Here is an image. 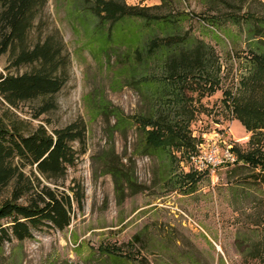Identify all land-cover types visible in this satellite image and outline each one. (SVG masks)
<instances>
[{"label": "rangeland", "instance_id": "obj_1", "mask_svg": "<svg viewBox=\"0 0 264 264\" xmlns=\"http://www.w3.org/2000/svg\"><path fill=\"white\" fill-rule=\"evenodd\" d=\"M124 1L150 6L161 0ZM168 1L176 14H185L182 32L209 47L210 66L189 76L186 85L165 77L161 56L149 59L146 67L138 63L134 76L128 75L123 67L126 46L101 50L89 28L74 18L68 0H46L38 12L30 39L56 35L62 41L66 56L59 74L64 84L53 96L16 107L0 97V120L19 121L29 128L43 124L49 130L83 121L85 143L73 145L85 152L64 180L46 183L68 190L75 180L84 199L80 209L74 207L64 231L41 226L30 238L5 242L0 264H106V251L130 249L136 257H146L148 264H263L264 136L254 146L252 132L241 119L254 105L264 107V58L252 50L254 39L248 38L244 21L235 24L213 16L217 24L211 26L199 17L213 15L205 12L200 0ZM256 22L264 25V16ZM144 37L138 39L139 48ZM141 56L145 53L134 60ZM10 63L8 55H2L0 72H7ZM10 69L22 72L29 66ZM182 95L188 101L183 109H196L187 126L191 145H171L161 154L141 147L138 120L148 115L171 117L181 110ZM100 102L122 110L128 119L124 132L114 130L115 120L108 111L101 112ZM215 133L235 143L240 157L257 147L259 153L249 166L236 163L213 173L198 172L191 155L207 150ZM110 162L130 175L133 184L122 181L117 190L108 172ZM24 171L33 180L29 167ZM10 189L11 184L0 188V202ZM134 235L138 238L133 244Z\"/></svg>", "mask_w": 264, "mask_h": 264}, {"label": "trees", "instance_id": "obj_2", "mask_svg": "<svg viewBox=\"0 0 264 264\" xmlns=\"http://www.w3.org/2000/svg\"><path fill=\"white\" fill-rule=\"evenodd\" d=\"M200 1L206 13H213L210 18L224 17L235 24L244 21L248 38L254 39L252 50L256 56L264 58V25L258 22L255 25L257 17L264 16L263 0ZM45 3L46 0H0V57L7 54L11 61L7 72H0V97L13 107L40 96H53L64 84L59 74L66 56L62 41L56 35L37 41L30 39L38 12ZM68 7L74 18L99 40L101 50L118 44L126 46L127 65L123 67L130 76H134L136 67H146L147 61L157 56L162 57L165 77L181 80L184 85L189 83V76L210 66L208 45L182 32L185 14H176L168 0L150 6L127 4L124 0H68ZM199 17L204 22L207 20L204 24H217L216 18ZM141 34L146 39L139 48ZM144 53L141 60H134ZM22 66L29 69L22 72L10 69L19 70ZM179 98L182 108L171 117L148 115L138 120L141 147L161 154L171 145H191L187 126L196 109L187 112L183 109L187 99L183 95ZM98 106L101 112L108 111L113 116L114 130L125 131L128 119L121 109L102 102ZM241 121L252 132L254 146H258L264 136L258 135L263 134L264 107L254 105L250 112L243 113ZM23 124L0 120V188L11 184L9 196L0 202V248L12 238L23 241L32 237V230L41 226L64 231L71 224L74 207L80 209L84 199L83 188L75 180L68 190L52 188L46 183L64 180L79 154L85 152L84 148L78 150L73 145L85 143L84 122L74 121L51 130L43 124L33 128ZM258 150V147L253 148L240 157L236 145L233 146L241 167L249 166ZM107 166L117 190L122 181L133 184L131 176L122 173L114 162ZM27 167L33 180L24 171ZM137 238L138 235H134L133 244ZM136 253L133 249L127 253L106 251L104 261L106 264H148L146 257H136Z\"/></svg>", "mask_w": 264, "mask_h": 264}, {"label": "built area", "instance_id": "obj_3", "mask_svg": "<svg viewBox=\"0 0 264 264\" xmlns=\"http://www.w3.org/2000/svg\"><path fill=\"white\" fill-rule=\"evenodd\" d=\"M234 144L230 141H222L217 133L215 139L209 143L207 150L198 151L191 155L194 169L198 172L213 173L218 167L236 164L238 160L233 151Z\"/></svg>", "mask_w": 264, "mask_h": 264}]
</instances>
